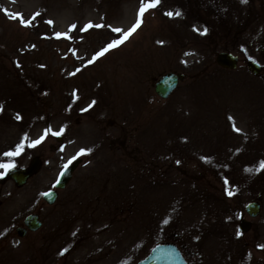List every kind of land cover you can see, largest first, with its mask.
I'll return each instance as SVG.
<instances>
[{"label":"rangeland","instance_id":"374dc122","mask_svg":"<svg viewBox=\"0 0 264 264\" xmlns=\"http://www.w3.org/2000/svg\"><path fill=\"white\" fill-rule=\"evenodd\" d=\"M140 7L0 0V164L40 161L21 186L0 168V264H135L165 241L188 264H264V0H160L104 51ZM222 50L234 69L215 64ZM165 71L184 78L160 99ZM28 213L40 226L18 236Z\"/></svg>","mask_w":264,"mask_h":264},{"label":"water","instance_id":"95a60500","mask_svg":"<svg viewBox=\"0 0 264 264\" xmlns=\"http://www.w3.org/2000/svg\"><path fill=\"white\" fill-rule=\"evenodd\" d=\"M215 64L224 69H234L237 64V56L228 51H218L214 55ZM247 69L252 74H257L260 71V65L255 61L246 62ZM184 78L182 72L165 71L159 74L153 82V92L160 99H166L170 93L177 87L178 83ZM79 158L73 159L58 173L53 184L54 189L46 190L42 194V199L51 204L56 198V189L63 188L71 177L72 171L77 166ZM38 157H31L25 167L10 168L5 172V177L10 179L16 186H21L26 180L38 170ZM258 201H248L244 205L245 213L253 218L259 212ZM22 226L15 228V233L22 236L26 230L35 231L40 226V220L36 213H28L22 219ZM242 232L247 231L250 227V221L240 218L237 225ZM135 264H187L180 250L172 242H159L154 244L142 258L137 260Z\"/></svg>","mask_w":264,"mask_h":264},{"label":"snow or ice","instance_id":"6c2138e0","mask_svg":"<svg viewBox=\"0 0 264 264\" xmlns=\"http://www.w3.org/2000/svg\"><path fill=\"white\" fill-rule=\"evenodd\" d=\"M244 2H247V0H244ZM159 3H160V0H149V2H145V0H141V7H140L139 12H138L137 23L128 32L124 33L123 39H121L119 41H115L112 44L108 45V48H106L104 51H107L110 48H114V47L118 46L119 44H122L129 36L132 35V33H134L137 30V28L140 27V24L142 23V18L144 16V13L146 11H148L149 9H151V8L157 7ZM175 14L176 15H180V13L178 11ZM37 15H38V13H37ZM166 15L171 16V15H173V13L169 12V13H166ZM13 18H18V17L13 16ZM34 18L35 17H33V19ZM27 23L30 25L31 21H28ZM49 23H51V22H49ZM88 27H92V25L90 24V25H88ZM96 27H100V25H96ZM85 30H87V29H85ZM113 31L119 32L121 30L120 29H113ZM58 36H59V34H58ZM104 51L99 53V55H103ZM17 118L19 119V117H17ZM49 132H51V129L47 130L45 135H47ZM51 134L58 136V135H61L62 132H52ZM41 139H43V137ZM40 142H41L40 140H37V141L33 142L30 146L34 147L36 144H38ZM21 148H22V145L18 146L16 151L5 153V155H7V156H17V155L20 154ZM81 154H84L83 151L81 152ZM12 167H14V165H12V164H0V168L5 169L6 171L8 169L12 168ZM259 167H260V169H264V162H261ZM228 194L232 195L233 193L229 192ZM44 195H50V193H44Z\"/></svg>","mask_w":264,"mask_h":264}]
</instances>
